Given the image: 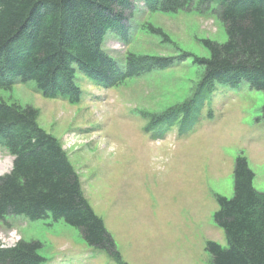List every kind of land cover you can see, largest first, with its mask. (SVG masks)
Returning a JSON list of instances; mask_svg holds the SVG:
<instances>
[{
  "label": "rangeland",
  "instance_id": "374dc122",
  "mask_svg": "<svg viewBox=\"0 0 264 264\" xmlns=\"http://www.w3.org/2000/svg\"><path fill=\"white\" fill-rule=\"evenodd\" d=\"M216 10L201 0L176 12L135 2L127 38L107 34L102 49L121 68L131 53L167 66L112 86L76 71L78 103L46 98L33 81L0 88L1 100L34 109L37 124L57 139L124 263L210 264L206 241L226 245L212 218L216 196L233 195L238 154L264 191V93L246 81L201 89L202 71L193 62L208 56L204 40H226ZM12 160L0 148V175ZM20 240L40 242L45 264H119L61 221L0 222L1 245Z\"/></svg>",
  "mask_w": 264,
  "mask_h": 264
},
{
  "label": "trees",
  "instance_id": "16d2710c",
  "mask_svg": "<svg viewBox=\"0 0 264 264\" xmlns=\"http://www.w3.org/2000/svg\"><path fill=\"white\" fill-rule=\"evenodd\" d=\"M138 1L161 12H176L191 2L0 0V88L17 80L33 81L46 98L78 103L81 91L75 84L76 71L96 84L112 86L152 67L165 68L162 60L132 53L121 68L102 49L107 34L127 38V18ZM201 2L218 7L217 18L226 33L224 42L204 40L207 57H193L202 71L201 89L212 88L215 82L235 86L246 81L264 93V0ZM0 147L14 157L11 170L0 176V222L10 216L52 224L61 221L75 228L89 247L127 264L87 202L59 142L37 124L34 109L0 99ZM254 177L247 158L238 154L233 195L216 196L218 208L212 218L224 232L226 245L206 241L210 264H264V191L254 187ZM41 249L35 240H20L13 247L0 244V264H45Z\"/></svg>",
  "mask_w": 264,
  "mask_h": 264
}]
</instances>
